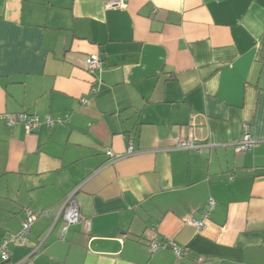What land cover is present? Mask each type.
<instances>
[{"label": "crops", "instance_id": "crops-1", "mask_svg": "<svg viewBox=\"0 0 264 264\" xmlns=\"http://www.w3.org/2000/svg\"><path fill=\"white\" fill-rule=\"evenodd\" d=\"M107 1L0 0V240L46 212L0 264H264V0Z\"/></svg>", "mask_w": 264, "mask_h": 264}, {"label": "built area", "instance_id": "built-area-1", "mask_svg": "<svg viewBox=\"0 0 264 264\" xmlns=\"http://www.w3.org/2000/svg\"><path fill=\"white\" fill-rule=\"evenodd\" d=\"M106 9H126L127 0H109L105 3ZM103 64L99 59L97 54H91L86 58V69L89 73L99 72L102 70ZM82 102H87L85 99H82ZM3 120L7 126H14L16 124L23 125L26 134H30L34 129L40 125V121L36 115H24V114H6L3 117ZM44 123L53 127L55 121L49 117L44 118ZM255 142L251 139L250 135L245 132L242 140L235 146L236 152H245L250 150ZM176 148L184 150H199L200 145H198L195 140L191 138H181L178 139ZM133 154L132 144L129 145L126 156ZM109 158L113 160L119 159L121 156L113 154L110 150L107 151ZM214 201L209 200L207 209L202 213V220H196L194 218L188 219V224L193 226L197 230H202L205 228V220L207 219L208 212L213 208ZM46 215V212H41L39 214L35 213L32 209L27 208L24 210V219L21 223V229L17 234H9L8 237L0 240V263H6L10 258V246H20L26 247L29 244L28 236L31 230L33 223L36 221L38 216ZM62 219L64 220L66 227L72 224H76L81 221L79 208L72 195H68L62 206ZM85 227L89 229L90 222L88 220L83 221ZM151 251H155L159 248H171L175 258L178 261V264H181L180 261L184 258L189 257V251L186 248H181L174 245L171 242H162L157 243L151 241L149 244ZM39 247L33 250V253L37 252ZM202 258H197L194 260L195 263L202 262Z\"/></svg>", "mask_w": 264, "mask_h": 264}, {"label": "trees", "instance_id": "trees-1", "mask_svg": "<svg viewBox=\"0 0 264 264\" xmlns=\"http://www.w3.org/2000/svg\"><path fill=\"white\" fill-rule=\"evenodd\" d=\"M99 59H100V58H99ZM100 60H101V59H100ZM101 61H102V60H101ZM102 64H103V62H102ZM102 68H103V67H102ZM196 259H197V258H196ZM196 259H195V260H196Z\"/></svg>", "mask_w": 264, "mask_h": 264}]
</instances>
